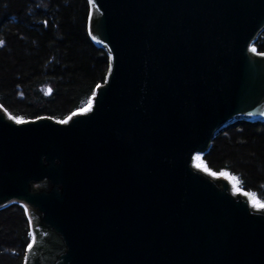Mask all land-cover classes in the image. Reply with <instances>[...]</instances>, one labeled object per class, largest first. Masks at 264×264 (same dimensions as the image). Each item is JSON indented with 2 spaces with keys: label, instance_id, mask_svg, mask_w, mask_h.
Listing matches in <instances>:
<instances>
[{
  "label": "water",
  "instance_id": "95a60500",
  "mask_svg": "<svg viewBox=\"0 0 264 264\" xmlns=\"http://www.w3.org/2000/svg\"><path fill=\"white\" fill-rule=\"evenodd\" d=\"M87 1L108 58L91 109L18 122L0 106L24 264H264V208L196 164L233 122L264 124V0Z\"/></svg>",
  "mask_w": 264,
  "mask_h": 264
},
{
  "label": "trees",
  "instance_id": "16d2710c",
  "mask_svg": "<svg viewBox=\"0 0 264 264\" xmlns=\"http://www.w3.org/2000/svg\"><path fill=\"white\" fill-rule=\"evenodd\" d=\"M89 13L87 0H0V105L14 120L61 122L87 106L108 67L89 39ZM250 48L264 53V31ZM196 164L228 176L264 204L263 123L233 122L216 133ZM31 240L25 208H0V264H24Z\"/></svg>",
  "mask_w": 264,
  "mask_h": 264
},
{
  "label": "snow or ice",
  "instance_id": "6c2138e0",
  "mask_svg": "<svg viewBox=\"0 0 264 264\" xmlns=\"http://www.w3.org/2000/svg\"><path fill=\"white\" fill-rule=\"evenodd\" d=\"M91 105H92V101L91 99L88 101V107L86 109H84V111H88L91 109ZM20 122V121H18ZM66 121H61V123H65ZM197 159H199V157H197ZM254 203H257V206L258 207H261V208H264V204H260L259 202H255ZM31 248V244L29 245V249Z\"/></svg>",
  "mask_w": 264,
  "mask_h": 264
},
{
  "label": "bare ground",
  "instance_id": "6f19581e",
  "mask_svg": "<svg viewBox=\"0 0 264 264\" xmlns=\"http://www.w3.org/2000/svg\"><path fill=\"white\" fill-rule=\"evenodd\" d=\"M198 166H199V167H202V166H200V165H198ZM202 168H203V167H202ZM204 169H205V168H204ZM247 197H248V199H249L250 202L254 203V201H255L254 199H251L249 196H247ZM255 202H257V201H255ZM255 204H257V203H255Z\"/></svg>",
  "mask_w": 264,
  "mask_h": 264
},
{
  "label": "rangeland",
  "instance_id": "374dc122",
  "mask_svg": "<svg viewBox=\"0 0 264 264\" xmlns=\"http://www.w3.org/2000/svg\"><path fill=\"white\" fill-rule=\"evenodd\" d=\"M1 106V105H0ZM2 107V106H1ZM249 196V195H248ZM252 199V198H251ZM255 200V199H254Z\"/></svg>",
  "mask_w": 264,
  "mask_h": 264
}]
</instances>
